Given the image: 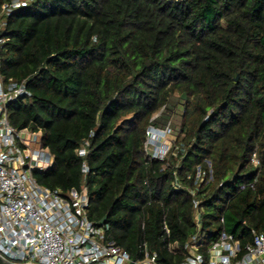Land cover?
Wrapping results in <instances>:
<instances>
[{
	"label": "trees",
	"instance_id": "1",
	"mask_svg": "<svg viewBox=\"0 0 264 264\" xmlns=\"http://www.w3.org/2000/svg\"><path fill=\"white\" fill-rule=\"evenodd\" d=\"M0 32L4 79L31 92L9 120L54 157L34 177L86 187L107 239L177 264L195 234L205 257L224 230L243 255L264 230V0H31ZM168 124L173 149L151 159L147 130Z\"/></svg>",
	"mask_w": 264,
	"mask_h": 264
},
{
	"label": "built area",
	"instance_id": "2",
	"mask_svg": "<svg viewBox=\"0 0 264 264\" xmlns=\"http://www.w3.org/2000/svg\"><path fill=\"white\" fill-rule=\"evenodd\" d=\"M30 1L4 3L0 30L8 16ZM5 40L0 32V44ZM30 95L27 80L4 79L0 56V256L16 264H169L160 261L157 252L150 253L147 243L145 256L136 259L107 239L109 225H96L88 217L90 201L86 187L63 194L37 182L33 172L50 168L54 157L42 142L41 130H18L8 115L10 103ZM171 133L170 127H149L145 150L151 159L164 160L170 154L174 144H166V138ZM88 145L85 142L79 155L87 154ZM251 161L261 166L257 151ZM88 171L84 164L83 172ZM176 185L180 186L178 181ZM196 224L201 227L200 212ZM165 229L169 235V228ZM201 246L198 234L193 235L184 245L187 255L177 264H264V230L254 233L253 242L246 245L243 255L239 240L225 230L208 249V257L200 251ZM174 248V243H169V250L175 252Z\"/></svg>",
	"mask_w": 264,
	"mask_h": 264
},
{
	"label": "rangeland",
	"instance_id": "3",
	"mask_svg": "<svg viewBox=\"0 0 264 264\" xmlns=\"http://www.w3.org/2000/svg\"><path fill=\"white\" fill-rule=\"evenodd\" d=\"M168 127L171 128L172 133H171L170 136H167V138H166V144H169V145L173 146L174 141H175L176 138H177V133L175 132L174 128H173L170 124H168V126L166 127V129H167Z\"/></svg>",
	"mask_w": 264,
	"mask_h": 264
},
{
	"label": "water",
	"instance_id": "4",
	"mask_svg": "<svg viewBox=\"0 0 264 264\" xmlns=\"http://www.w3.org/2000/svg\"><path fill=\"white\" fill-rule=\"evenodd\" d=\"M105 221H106V217L102 219L101 223L103 224L105 223ZM0 264H16V263H12L0 256Z\"/></svg>",
	"mask_w": 264,
	"mask_h": 264
}]
</instances>
